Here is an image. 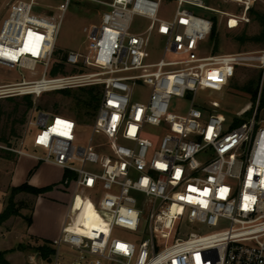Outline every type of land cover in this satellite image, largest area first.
Returning a JSON list of instances; mask_svg holds the SVG:
<instances>
[{"label": "built area", "instance_id": "obj_1", "mask_svg": "<svg viewBox=\"0 0 264 264\" xmlns=\"http://www.w3.org/2000/svg\"><path fill=\"white\" fill-rule=\"evenodd\" d=\"M78 1L107 8L98 26L84 28L86 50L69 51L65 59L88 71L48 78L71 0L51 14L35 13L34 0H16L0 26L1 67L33 73L42 66L39 80L0 87V99L83 87L101 91L86 145L78 144L82 125L75 119L53 116L49 124L51 114L33 107L21 147L9 149L74 176L65 225L52 243L55 264L62 245L72 252L70 264H264V50L204 55L213 24L193 9L221 14L204 0H168L175 5L169 20L157 17L163 0ZM227 1L242 8L239 16L222 14L227 28L234 29L231 18L248 24L256 0ZM134 17L149 21L146 29L130 33ZM28 33L29 50L22 52ZM153 34L164 46L150 62ZM239 67L258 71L257 93L248 109L228 116L210 97L224 92ZM140 88L148 95L134 102ZM205 92L208 97L198 99ZM173 99L188 103L185 113L170 112ZM146 127L165 134L150 139ZM31 128L32 147L43 156L23 151ZM77 198L91 203L102 236L72 230L85 228L76 222L84 207L75 208ZM183 226L190 230L184 239L178 237ZM140 228L147 238L114 237L115 230L137 234ZM156 238L165 240L160 250Z\"/></svg>", "mask_w": 264, "mask_h": 264}, {"label": "rangeland", "instance_id": "obj_2", "mask_svg": "<svg viewBox=\"0 0 264 264\" xmlns=\"http://www.w3.org/2000/svg\"><path fill=\"white\" fill-rule=\"evenodd\" d=\"M14 1L16 0H0V26L8 14L10 5L14 3ZM100 1L102 3H109L111 0ZM204 1L210 9L221 13H208L193 9V11L198 15L210 18L213 24L210 35L206 41L202 43L204 55H226L259 52L264 50V43H256L253 41V38L258 36L261 31L258 18H264V0H256L250 11L251 13H248V24L242 23L236 27V20L231 18L229 24L230 27L234 29L227 28L226 23L228 18L222 14L239 16L242 10L241 6L228 2L227 0ZM34 2L35 13L51 14L55 11L56 7L64 3L65 0H34ZM106 11L107 8L105 5H95L78 0H71L59 31L53 61L48 70V78L75 75L80 73V71H88L81 69V66H67L65 65V60L63 59H66L69 51L83 53L86 50L87 34L84 32V28L93 25L98 26L100 24L101 14ZM174 11L175 5L168 0H163L162 7L157 17L161 20L172 19ZM148 24L149 21L139 17H134L130 33L143 31L146 29ZM163 46L164 41L162 38L153 34L150 40V47L148 48L150 62H154L161 57ZM59 64H64L65 68L63 72L59 71L56 74H51L53 69L57 68ZM41 73V65L37 66L33 73L27 70L8 69L0 66V87L19 83L22 78L26 81L39 80L41 78ZM258 80L259 73L257 70L247 67H239L236 69L224 92H222V94H212L210 99L220 104V108L218 109L219 112L228 116H233V114L237 112L248 109L254 102V100L242 90L247 87L250 82H252L254 91L257 93ZM89 88L92 87H83V89H85L84 92L79 91V88L46 92L41 94L38 98L35 96L30 97L34 100L35 105L44 109L46 108L45 110L39 111L51 114L48 122L50 124L53 116L62 115L73 119L76 118L75 115L82 111V106L77 107L76 105V98L81 100L86 99V97H88V94L86 93ZM94 88L100 91L99 87ZM147 95V88L137 89L134 93L133 101L144 102ZM207 95H209L207 92L199 93L198 99L207 98ZM21 97L22 96L15 97L13 102H5L3 100L0 101V213L7 205L6 203L8 199L11 197V191L8 187L11 179L10 166L17 155L10 150H16L21 147L25 132V124H20L24 111V105L20 99ZM262 97L264 100V93ZM96 103L94 102V104ZM16 105L17 109L15 110ZM187 108L188 103L185 101L173 99L170 106V112L176 115H182L185 113ZM90 110L91 114L94 115L86 118V123L78 122L82 125V128L78 130V144L82 146L86 145L88 139L90 138L89 128L96 115V112L92 109ZM27 117L28 115L26 118ZM35 132L36 129L31 128L29 135L24 140L23 151L33 156H43L42 151L32 147V140ZM164 134L165 133H161L160 131L150 127H146L145 129V137L150 139H160ZM77 199L75 204L78 202ZM14 202L22 203V206L24 207L19 210V216L11 217L7 222L0 225V252H6L4 258L7 264H47L44 260L39 258L37 254L38 252H35L34 249L27 248L30 244L32 246L40 245L38 242H34L31 239L29 240L26 236V232L29 233L27 231V219L32 217V210H34L36 205L35 197L29 194H18L14 197ZM89 203L90 202H87L85 204V211L78 216L77 222L78 224L85 225L86 229L90 230L94 236L100 237L104 233L103 225L101 224L100 218L91 211ZM68 206V204L64 206L65 211L63 209H59L57 212L48 209L41 212L39 220L42 224H52V222L62 219L64 212L68 210ZM141 228L137 234L129 233L123 230H115L114 237L126 241L147 238V233L143 234ZM178 231V237L183 239L190 232V230L185 226L179 228ZM156 243L157 249L160 250L164 246L165 240L156 238ZM51 248L54 250V255H52L51 262L49 264H55L56 249L53 247ZM70 254H72V252L66 246L62 245L59 249V256L57 258L58 264H70L72 259Z\"/></svg>", "mask_w": 264, "mask_h": 264}, {"label": "crops", "instance_id": "obj_3", "mask_svg": "<svg viewBox=\"0 0 264 264\" xmlns=\"http://www.w3.org/2000/svg\"><path fill=\"white\" fill-rule=\"evenodd\" d=\"M10 178L11 179L8 185L9 189L19 187L24 183H27L29 186L37 189L51 187L50 191L35 197L36 205L34 210H32L33 214L31 217V223L27 225V231L29 233L26 232V236L29 238V240L31 239L34 242H50L52 246V243L61 236L68 210L64 212L62 219L52 222V224H42V222L39 220V217L41 216V212H44L48 209L58 212L59 209L64 210V206L66 204L70 205L72 199L74 176L56 166L38 162L30 156L17 155L10 166ZM77 201L78 202L75 204V208H79L82 203L84 207L83 210H81L84 212L87 201L81 202L80 198H78ZM89 205L91 207V211L95 213L91 203H89ZM72 230L91 233V231L87 230L86 227L84 229L74 228Z\"/></svg>", "mask_w": 264, "mask_h": 264}, {"label": "trees", "instance_id": "obj_4", "mask_svg": "<svg viewBox=\"0 0 264 264\" xmlns=\"http://www.w3.org/2000/svg\"><path fill=\"white\" fill-rule=\"evenodd\" d=\"M258 23L260 24L261 31L258 34V36L253 38V41H255L256 43H259V42L264 43V18L263 17L258 18ZM63 60H65V59H63ZM64 68H65L64 64H59L57 66V68L53 69L51 74H54V73L56 74L59 71L63 72ZM84 90L85 89H83V88L79 89V91H83V92H84ZM242 91L245 92L246 94H248L253 100L255 99L256 93L254 91L252 82H250L248 84V86L245 87ZM86 94H88L87 95L88 97H86V99H84V100L76 98L77 107L82 106V111L78 112L75 115L76 118H74L79 123H86V118L92 117L94 115V114H91L90 109H92L94 112H96L98 105H99V102H100V98H101V91H98L94 87L89 88V90H87ZM14 98L15 97L3 98V99H0V101L3 100L5 102H13L15 100ZM20 99L24 105L22 120L20 121L21 125L25 124V121H26L25 119H27L26 116L29 114V111L33 107H35L37 110H45L46 109V108L44 109L38 105H35L34 100L30 96H22ZM94 102L95 103L97 102V103L94 104ZM262 104H264V100H262ZM16 109H17V105L15 107V110ZM0 112H1V107H0ZM13 135H14V133H13ZM6 143H10V142H6ZM50 190H51V187L37 189V188H33V187L29 186L27 183H24L21 186L16 187V188H11L10 189L11 197L8 199V201L6 203L7 205L3 209L2 213H0V225L7 222L11 217L19 216V210H21L24 207V206H22L23 205L22 203L14 202V197L16 195H18V194H29V195H32L34 197H37V196H39L43 193H46ZM17 206H18V208H17ZM30 223H31V217L27 219V224L29 225ZM51 247H52L51 243L47 242V241L40 243V245H38V246H32L31 244L27 246V248L34 249L35 252H38L37 254H38L39 258L44 260L47 264H49L51 262V257H52V255H54V250ZM19 249H20V246H19ZM5 254H6V252H0V264H7V262L4 258Z\"/></svg>", "mask_w": 264, "mask_h": 264}, {"label": "bare ground", "instance_id": "obj_5", "mask_svg": "<svg viewBox=\"0 0 264 264\" xmlns=\"http://www.w3.org/2000/svg\"><path fill=\"white\" fill-rule=\"evenodd\" d=\"M237 22V21H236ZM230 25V24H229ZM238 26V22H237V25H236V27ZM235 27V28H236ZM229 28H231L230 26H229ZM31 36H32V34H30V33H28V35H27V38H26V40L24 41V44H23V47L24 48H22V52H27L28 50H29V42H30V38H31ZM15 58L16 59V56H12V58ZM38 89H40V88H38ZM59 126H61V123L59 122V121H57L56 122V128L55 129H58L59 128ZM88 202V201H87Z\"/></svg>", "mask_w": 264, "mask_h": 264}, {"label": "snow or ice", "instance_id": "obj_6", "mask_svg": "<svg viewBox=\"0 0 264 264\" xmlns=\"http://www.w3.org/2000/svg\"><path fill=\"white\" fill-rule=\"evenodd\" d=\"M123 247V246H122Z\"/></svg>", "mask_w": 264, "mask_h": 264}]
</instances>
